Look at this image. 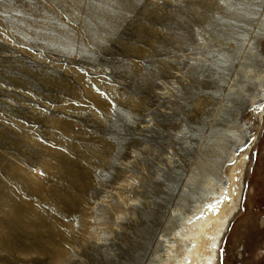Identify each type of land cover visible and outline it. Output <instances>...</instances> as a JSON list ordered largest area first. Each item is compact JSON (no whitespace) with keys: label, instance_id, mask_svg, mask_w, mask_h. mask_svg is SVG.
Segmentation results:
<instances>
[{"label":"rangeland","instance_id":"1","mask_svg":"<svg viewBox=\"0 0 264 264\" xmlns=\"http://www.w3.org/2000/svg\"><path fill=\"white\" fill-rule=\"evenodd\" d=\"M240 159L216 264H264V0H0V264H159Z\"/></svg>","mask_w":264,"mask_h":264},{"label":"bare ground","instance_id":"2","mask_svg":"<svg viewBox=\"0 0 264 264\" xmlns=\"http://www.w3.org/2000/svg\"><path fill=\"white\" fill-rule=\"evenodd\" d=\"M244 163L240 159L229 170L226 188L214 191L213 184L207 185L212 190L207 205H200L190 218L183 219L185 233H179L169 244L159 264H216L221 237L237 209Z\"/></svg>","mask_w":264,"mask_h":264}]
</instances>
